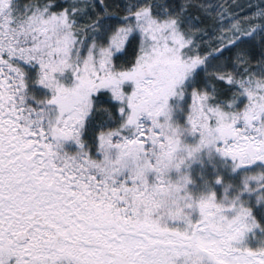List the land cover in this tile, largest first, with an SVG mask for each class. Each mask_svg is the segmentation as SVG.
<instances>
[{
  "label": "snow or ice",
  "instance_id": "6c2138e0",
  "mask_svg": "<svg viewBox=\"0 0 264 264\" xmlns=\"http://www.w3.org/2000/svg\"><path fill=\"white\" fill-rule=\"evenodd\" d=\"M0 264H264V0H0Z\"/></svg>",
  "mask_w": 264,
  "mask_h": 264
}]
</instances>
